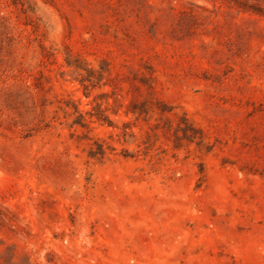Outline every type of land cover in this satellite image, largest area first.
Returning a JSON list of instances; mask_svg holds the SVG:
<instances>
[{
    "label": "rangeland",
    "instance_id": "1",
    "mask_svg": "<svg viewBox=\"0 0 264 264\" xmlns=\"http://www.w3.org/2000/svg\"><path fill=\"white\" fill-rule=\"evenodd\" d=\"M0 264H264V0H0Z\"/></svg>",
    "mask_w": 264,
    "mask_h": 264
}]
</instances>
